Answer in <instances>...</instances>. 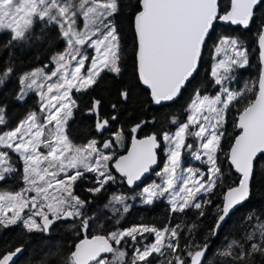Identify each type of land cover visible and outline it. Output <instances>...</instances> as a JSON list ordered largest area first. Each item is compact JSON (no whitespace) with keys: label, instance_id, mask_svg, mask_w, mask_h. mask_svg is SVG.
<instances>
[{"label":"snow or ice","instance_id":"snow-or-ice-1","mask_svg":"<svg viewBox=\"0 0 264 264\" xmlns=\"http://www.w3.org/2000/svg\"><path fill=\"white\" fill-rule=\"evenodd\" d=\"M129 7L133 9L130 16L135 83L147 90L150 99L144 103L163 107L166 102H175L186 85L195 79L202 48L211 38L215 22L247 28L255 20L257 9L264 7V0H230V10H225L224 14H220L218 0H135ZM123 8L121 0H0V34L10 37L4 47L32 38L36 20L57 25L67 45L63 52L51 56L49 72L38 68L20 77L24 88L17 99H23L35 86L39 90L38 111L29 112L11 129H0V181L16 171L11 163V152L23 161L26 185L15 193L0 192V227L20 225L27 233L44 234L57 222L78 221V231L83 235L73 245L65 264H153L155 256H167L166 264H204L209 244L186 242L181 245L183 229L180 225L157 228L141 224L89 235L95 217L86 214L90 202L78 197L74 188L78 181L90 180L93 187L88 192L96 196L117 183L118 178L129 186H138L137 182H142L158 163L157 149L163 141L167 146L166 159L161 171L156 173L161 182H152L143 188L141 203L150 206L166 199L170 213L186 214L195 209L198 217H205L206 206L212 204V195L225 180L218 163L224 136L221 129L229 109L244 96V92L231 91L225 81L233 78L236 69L249 65L248 53L238 37L219 38L214 51L220 58L211 71L215 85L220 86L219 93L208 96L197 90L186 109V122L180 123L174 133L163 132L160 136L152 133L143 139L132 135L131 148L126 155L119 156L114 148L123 146V130L117 131L114 139L93 138L77 145L70 133V121L79 109L73 90L88 93L106 86V76L111 75L115 82L123 75L124 48L115 23ZM81 16L82 29L77 27ZM258 40L261 64L258 90L254 98L238 110L235 126L240 131L227 153L230 166L240 178L238 184L228 187L223 204L217 205L215 223L210 229L212 235L217 234L237 206H244L256 165L264 157V21ZM89 46L95 55L89 56L84 50ZM88 61L90 64L86 67ZM13 74L11 64L0 68V85ZM39 80L47 83H39ZM252 87L246 86L245 91H252ZM116 96V102L110 105L113 110H119L134 99L133 87H118ZM102 107L103 100L93 97L86 109L96 117L94 127L101 135L111 121L117 119L115 115L101 118ZM164 119L167 122V117ZM7 123L6 110L0 107V126L6 128ZM146 123L134 124L131 133H137ZM170 123L176 125L177 118L173 116ZM189 137L199 141L198 149H194L193 143H187ZM186 149L191 150L195 160L206 157L204 162L209 165L206 175L198 169L183 168ZM113 201L122 206L115 209L121 216L130 211L131 205L123 195L114 196ZM252 219V215L247 217L249 222ZM195 227L192 225L187 231L192 232ZM146 233L154 236L153 242L134 246L139 243L137 238H143ZM244 239L247 247L232 240L220 255L231 257L233 264H254L257 255L264 257V222L258 221ZM129 240L134 246L130 261L125 248ZM23 251L21 245L0 253V264H15L14 257ZM41 264H49V261ZM50 264H57V260H51Z\"/></svg>","mask_w":264,"mask_h":264},{"label":"trees","instance_id":"trees-1","mask_svg":"<svg viewBox=\"0 0 264 264\" xmlns=\"http://www.w3.org/2000/svg\"><path fill=\"white\" fill-rule=\"evenodd\" d=\"M124 8L122 12L115 18V23L121 32L122 47L124 48V62L122 65L123 75L115 82L111 75L106 76L108 81L104 87H97L88 93L73 92L72 96L79 105V109L75 111L72 121H70L71 139L77 145H83L90 139L100 140L94 130L95 116L89 114L86 109L89 106L91 98H100L103 100L101 109L102 118H110L115 115L116 120L111 121L108 130V136L112 139L117 131L123 130L124 141L123 146H127L130 137L146 136L156 133L160 136L163 132H171L180 123L186 122V109L191 101L194 93L199 90L201 95H210L218 92L219 86L215 85L210 75V67L212 61V50L220 37L231 36L238 37L247 50L249 57V65L245 68L236 69L233 73L232 84L238 91L244 92L243 99L240 103L231 107L227 113L226 123L221 131L224 136L221 140V152L218 154V163L220 164L225 180L215 190L212 195V204L206 206V216L198 217L197 210H189L186 214L170 213L169 204L163 200L156 201L153 205H138L131 194L135 189L130 188L125 182H121L118 178L117 185L111 184L101 194L93 196L85 188V184L78 181L75 185L74 192L81 199H85L90 203L86 207V214L95 217L89 233L107 234L117 229L124 230L137 225H150L157 228L164 226L175 227L180 225L182 232L181 245L188 243L203 244L207 242L209 249L206 253L204 264H233L231 257L220 255L229 242L238 240L245 244L247 242L244 237L259 222H264V157L260 158L256 165L255 174L252 178L249 199L244 206H239L224 225L214 236L210 229L215 223L217 205H222L223 194L228 187L237 184L239 178L233 173L227 161L228 149L238 133L236 130V116L239 109L254 98L257 87V78L259 75L260 65L258 62L257 38L261 29V22L264 21V7L258 8L255 20L248 28L240 26L222 25L219 22L214 24V31L211 32V38L207 40L206 45L202 48L201 59L198 65L195 79L191 84L186 85L182 90V94L175 102L165 104V106H156L144 103L150 98L147 96V90L141 85L135 83L134 65H133V47L134 39L131 28V16L133 11L130 4H134L135 0H121ZM229 0H219V10L224 13L229 9ZM41 37V39H36ZM10 37L7 34H0V68L11 64L14 68V74L3 84L0 85V107L6 110L7 127L0 126V129L6 131L15 127V125L31 111H37L39 98L34 93L27 94L23 99H17L20 90V77L28 72L38 68L49 69L52 66L51 56L56 53L63 52L66 48V41L61 37L59 27L55 24H47L36 20L34 23L32 38L26 42L14 43L9 47L3 45ZM48 66V67H45ZM122 85L133 87L134 99L123 105L119 110H113L110 105L116 102V89ZM255 85V87H252ZM247 87H252V91H245ZM176 117L178 123L173 125L170 123L172 117ZM167 117V122L165 121ZM141 121L147 123L137 133L132 134L131 128L134 124ZM187 143H193L194 149L198 148L199 141L189 137ZM116 145L115 154L121 147ZM163 142L161 141L160 151L162 153ZM11 163L16 171L12 173L6 180L0 181V191H15L22 181V172L20 170V162L12 153H10ZM191 155V150L183 151V160ZM115 174V173H114ZM117 175V174H116ZM118 176V175H117ZM116 195H123L126 202L131 205L130 211L122 216L115 212V209H122L120 204L113 201ZM91 197V200H89ZM208 197L206 196L205 199ZM252 215L251 222L247 217ZM119 220V223L116 221ZM69 221L58 222L49 233H27L22 226L14 225L7 229L0 227V253L11 251L14 248L23 245L24 251L17 258L15 264H41L42 261L57 260V264H65L67 256L73 249L74 243L82 237V233L78 231L79 223L74 228ZM100 225H103L101 227ZM196 225L192 232L187 229ZM139 243L134 246L142 247L144 244L153 242L152 234H144V237L137 238ZM133 244L129 240L125 245L128 251L127 259L131 260ZM167 256L159 259L154 257L153 264H166ZM254 264H264V257L257 255Z\"/></svg>","mask_w":264,"mask_h":264},{"label":"rangeland","instance_id":"rangeland-1","mask_svg":"<svg viewBox=\"0 0 264 264\" xmlns=\"http://www.w3.org/2000/svg\"><path fill=\"white\" fill-rule=\"evenodd\" d=\"M77 27L80 28V29L83 28V17H82V16L79 17L78 20H77ZM223 37H224V36H223ZM220 38H221V37H220ZM217 42H218V41H217ZM216 44H217V43H216ZM216 44L214 45L213 50H212V61H211V67H210V75H211L212 68H213V66L215 65L217 59L220 58V57H216V54H215V51H214ZM84 50L87 52V54H88L89 56L95 55L94 50H93L90 46H89V47H86ZM73 63H74V62H73ZM88 64H90V61L86 62V67L88 66ZM51 68H52V66H51ZM51 68H49V69H47V70L44 69V71H45V72H49V71L51 70ZM53 79H55V78H53ZM232 79H233V78H232ZM232 79H230V80H228V81H225V85H226L231 91L242 92V91H238L237 89H235V87H233ZM38 82H39V83H47V82H45V81H43V80H39ZM218 86H219V85H218ZM23 88H24V85H21V84H20L19 95L21 94V91H22ZM219 89H220V86H219ZM219 89H218V92H215L214 94H210V95H208V96H214V95L218 94V93H219ZM45 90H46V89H45ZM73 92H77V91L73 90ZM29 93H34V94H36V95L38 96V98H39V90H37V89L35 88V86H34L33 90L27 92V94H29ZM27 94H26V95H27ZM26 95H25V96H26ZM25 96H24V97H25ZM24 97H23V98H24ZM39 102H40V101H39ZM189 103H190V102H189ZM188 105H189V104H188ZM188 105H187V107H188ZM38 108H39V105H38ZM37 111H38V109H37ZM187 116H188V112L186 111V120H187ZM178 127H179V124L176 126V128H175L173 131H171V132H169V133H174V132L177 130ZM113 139H114V138H113ZM162 142H163V141H162ZM166 147H167V146L163 143V148H162V155H163V157H162V162H161L160 167L154 172L153 177H152L149 181H147L146 183H144L143 185H141V187H140L138 190H136L135 193L133 192V193L131 194V197H132L133 199H135L136 204H138V205H144V204L141 203V198H140V193L142 192V190H143L144 187L150 185L152 182H156V183H160V182H161V181H160V177H158V176L156 175V173H157V172H160L161 169H162L163 166H164L165 159H166ZM197 149H198V148H197ZM42 151H44L45 153L47 152L46 149H42ZM10 153H11V152H10ZM12 154H13L15 157H17L16 154H14V153H12ZM17 160L20 162V166H19V167H20V170H21V172H22V177H21V181H22V183H21L20 187H19L17 190H15V191H7V190H5V191H0V192H11V193H15V192L21 191L22 189H24V188L26 187V185H25V183H24V181H23V161H22V160H19L18 158H17ZM205 160H206V157H203V156H202V159H201V160H195L194 157H193V155L191 154L186 160H183V159H182V166H183V168L191 167V168H193L194 170L198 169L200 173L206 175V174H207V169H208L209 165H207V164L204 162ZM11 174H12V173H11ZM11 174H9L8 177H9ZM89 175H91V174H89ZM84 184H85V183H84ZM85 186H86V185H85ZM87 186H88V185H87ZM91 187H93V183H92L91 185H89L88 187H86V188L89 189V188H91ZM27 195H34V193H27ZM203 198L205 199L206 196H203ZM161 200H163V201H165L166 203H168L166 199H161ZM121 207H122V206H121ZM25 212L27 213L28 210L26 209ZM152 236H153V235H152ZM153 240H154V236H153ZM161 257H162V256H155L156 259H159V258H161Z\"/></svg>","mask_w":264,"mask_h":264},{"label":"water","instance_id":"water-1","mask_svg":"<svg viewBox=\"0 0 264 264\" xmlns=\"http://www.w3.org/2000/svg\"><path fill=\"white\" fill-rule=\"evenodd\" d=\"M219 1V0H218ZM230 1V0H229ZM228 10H230V4H229V9ZM220 14H224V13H221L220 12ZM216 22H219L220 24H222V25H233V24H231V23H229V22H224V21H216ZM215 22V23H216ZM251 24V23H250ZM233 26H240V27H242V28H245L243 25H233ZM249 27V26H248ZM247 27V28H248ZM260 31H261V29H260ZM259 36V35H258ZM256 44H257V48H258V62H259V65H260V67H261V64H260V48H259V40H258V38H257V42H256ZM259 73H260V70H259ZM258 77H259V75H258ZM142 86V85H141ZM143 87V86H142ZM256 87H257V90H258V78H257V83H256ZM144 88V87H143ZM145 89V88H144ZM256 90V91H257ZM256 94V93H255ZM169 103H172V102H166V104H169ZM156 106H159V105H156ZM238 115H239V113L237 114V116H236V121L238 120ZM102 118V117H101ZM96 119V118H95ZM109 128H110V125H109V127H108V129L106 130V131H104L103 132V134L104 133H106L108 130H109ZM94 130H95V127H94ZM236 130H237V134L236 135H238L239 134V129L236 127ZM95 132H96V134L98 135V136H101V133H98L96 130H95ZM236 135H235V137H236ZM147 136V135H146ZM145 136H142V137H136L137 139H143ZM235 137H234V139H235ZM106 139H109V138H106ZM234 139H233V141H232V143L234 142ZM232 143H231V145H232ZM131 144H132V138H131V140H130V143H129V145H128V147H127V149L125 150V152L123 153V154H120V155H126L127 154V151L131 148ZM231 145H230V147H231ZM230 147H229V149H230ZM229 149H228V151H229ZM157 161H158V163L156 164V165H154L153 166V170H156L158 167H159V164H160V162H159V154H158V149H157ZM228 161V160H227ZM228 163H229V165H230V162L228 161ZM231 167V166H230ZM232 168V167H231ZM152 170V171H153ZM232 171H233V173H235L237 176H238V178H240V174L239 173H236L235 172V170H234V168H232ZM115 173V172H114ZM150 173H151V171L149 172V173H147L146 174V178L147 177H149V175H150ZM115 174H117V175H119L118 173H115ZM146 178H144L143 180H142V182L146 179ZM142 182H137L138 183V186L142 183ZM238 182H239V180H238ZM238 182H237V184H238ZM251 182H252V180H251ZM251 182H250V187H251ZM236 185V184H235ZM234 185V186H235ZM127 186H129V185H127ZM130 188H136L137 187V185H133V186H129ZM232 187V186H231ZM228 189V188H227ZM227 189L225 190V192H224V194L227 192ZM224 194H223V196H224ZM250 196V195H249ZM249 199V198H248ZM222 204H223V199H222ZM239 206H237V208H238ZM223 225H224V223H223ZM222 225V226H223ZM221 229V228H220ZM219 229V230H220ZM218 230V231H219ZM218 233V232H217ZM215 236V235H214ZM23 253V252H22ZM21 253V254H22ZM21 254H19L17 257H14V261H16L17 260V258L21 255Z\"/></svg>","mask_w":264,"mask_h":264},{"label":"flooded vegetation","instance_id":"flooded-vegetation-1","mask_svg":"<svg viewBox=\"0 0 264 264\" xmlns=\"http://www.w3.org/2000/svg\"><path fill=\"white\" fill-rule=\"evenodd\" d=\"M109 134H108V131L106 132V133H104V134H102L100 137H101V139L100 140H103V139H106V138H111L110 136H108ZM136 137H142V136H136ZM131 138H132V136L130 137V140H131ZM130 140H129V142L127 143L128 145H129V143H130ZM128 145L127 146H123V147H121L118 151H120V153H118V154H116L117 156H119L120 154H123L124 152H125V150L127 149V147H128ZM117 151H115V153H116ZM158 154H159V162H160V164H159V167H160V165H161V162H162V157H163V155H162V153H161V151H160V148H158ZM158 167V168H159ZM157 168V169H158ZM156 169V170H157ZM156 170H153V171H151V173H150V175H149V177H147L139 186H137L136 188H132V189H135V190H138L140 187H141V185H143L144 183H146L147 181H149L152 177H153V174H154V172L156 171ZM81 183H85V188L86 187H88L89 185H91L92 184V182L90 181V180H87V181H81ZM126 183V182H125ZM88 185V186H87ZM114 185H117V183H115ZM127 185V184H126ZM87 189V188H86ZM135 193V192H134ZM89 200H91V197H89ZM67 221H69L68 223L69 224H71L72 225V227L74 228V225H77L78 224V221H76V222H74V221H72V220H67ZM58 223V222H57ZM56 223V224H57ZM95 234H100V233H89V235H95ZM82 238V237H81ZM80 238V239H81ZM79 240V239H78ZM78 240L76 241V242H78ZM75 242V243H76ZM74 243V244H75ZM73 250V249H72Z\"/></svg>","mask_w":264,"mask_h":264}]
</instances>
